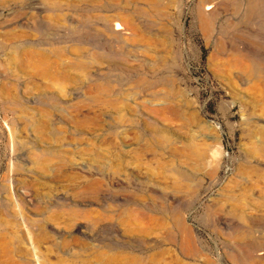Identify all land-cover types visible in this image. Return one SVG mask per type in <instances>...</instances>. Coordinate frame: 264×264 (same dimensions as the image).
<instances>
[{
  "label": "rangeland",
  "instance_id": "obj_1",
  "mask_svg": "<svg viewBox=\"0 0 264 264\" xmlns=\"http://www.w3.org/2000/svg\"><path fill=\"white\" fill-rule=\"evenodd\" d=\"M263 97L264 0H0V264H264Z\"/></svg>",
  "mask_w": 264,
  "mask_h": 264
},
{
  "label": "bare ground",
  "instance_id": "obj_2",
  "mask_svg": "<svg viewBox=\"0 0 264 264\" xmlns=\"http://www.w3.org/2000/svg\"><path fill=\"white\" fill-rule=\"evenodd\" d=\"M209 9H210V8H209ZM118 28H120V27H116L115 30H118ZM119 30H120V29H119ZM242 55H244V54H242ZM263 98H264V97H263Z\"/></svg>",
  "mask_w": 264,
  "mask_h": 264
}]
</instances>
